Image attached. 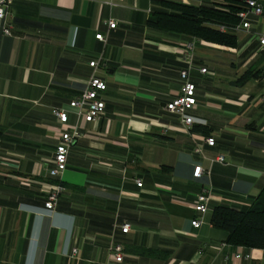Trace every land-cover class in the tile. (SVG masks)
Segmentation results:
<instances>
[{
  "label": "crops",
  "instance_id": "crops-1",
  "mask_svg": "<svg viewBox=\"0 0 264 264\" xmlns=\"http://www.w3.org/2000/svg\"><path fill=\"white\" fill-rule=\"evenodd\" d=\"M160 8V0H15L8 7L11 34L0 26V264H264V249L231 245L211 224L216 206L248 208L264 187V45L257 38L264 10L249 13L251 28L237 33V46L196 41L195 122L186 127L166 106L181 94L182 51L193 38L149 26ZM252 70L256 76L238 83ZM93 74L107 82L105 115L84 126L67 168L53 177L60 133L77 121L69 103ZM56 107L70 110L68 123H59ZM55 182L63 191L50 212ZM204 190L211 198L197 228L193 204ZM113 243L124 248L122 262L109 253Z\"/></svg>",
  "mask_w": 264,
  "mask_h": 264
},
{
  "label": "built area",
  "instance_id": "built-area-1",
  "mask_svg": "<svg viewBox=\"0 0 264 264\" xmlns=\"http://www.w3.org/2000/svg\"><path fill=\"white\" fill-rule=\"evenodd\" d=\"M15 0H0V26L3 32L7 35L11 34V26L9 25L8 7ZM263 1L264 0H249L244 9L239 12V17L241 19L240 23L233 27L220 26L222 31H231L234 33H239L242 29L251 28V22L248 20V15L250 12L255 14L263 13ZM117 26V21L112 19L109 22V28L114 29ZM96 38L101 41H106V36L102 33L96 34ZM261 45H264V32L257 35ZM197 39L193 38L187 43L186 47L182 51V60L187 64V67L180 71L181 77L184 84L181 89V94L168 102L166 108L168 111L177 114L181 121L190 127L194 124L195 118L189 113L197 104L196 98V85L190 81V71L193 67L194 59V46ZM90 65L92 67H97L99 65L98 61H91ZM200 71L202 73H207L206 67H201ZM107 90V82L93 74L92 77L87 82V87L79 95L75 96L69 103L74 115L76 116V124L73 129L65 130L60 133L59 142L56 147L54 156L51 159L52 167L50 169V174L53 177L60 176L67 168L68 156L70 149L76 142V140L83 136L82 129L87 123H98L102 117L105 115L106 103L103 97V93ZM53 113L59 123L66 124L70 120V110L66 108L56 107ZM205 142L208 145H214L215 139L213 136L205 137ZM201 147L198 146L197 151H200ZM219 161H224V157L220 155L218 157ZM204 169L201 165H198L194 169V175L200 176ZM137 185L142 186L141 180H137ZM63 191V186L60 182L49 183V188L47 190L48 196L45 203L48 211L53 212L59 202L60 196ZM211 198V193L209 190H204L203 192L196 195L195 203L193 204L196 211L200 213V216L192 220V225L195 227H200L203 224V215L208 210V203ZM124 233L131 230V225L129 223H124L121 227ZM109 253L114 257L116 262H122L124 260V248L121 244L113 243L108 248ZM74 254H78V248H73ZM251 254L236 253L234 258L243 259L250 258Z\"/></svg>",
  "mask_w": 264,
  "mask_h": 264
},
{
  "label": "trees",
  "instance_id": "trees-1",
  "mask_svg": "<svg viewBox=\"0 0 264 264\" xmlns=\"http://www.w3.org/2000/svg\"><path fill=\"white\" fill-rule=\"evenodd\" d=\"M248 1L222 0L210 5H193L178 0H160L162 8L152 14L148 25L197 40L234 47L238 44L237 33L222 31L219 27L230 28L238 25L241 21L239 12ZM256 75L254 70L246 71L238 79V83H244L250 76ZM203 128L205 127L195 126L193 130ZM211 224L227 233L226 242L231 245L264 249V187L248 208L216 206L211 216Z\"/></svg>",
  "mask_w": 264,
  "mask_h": 264
}]
</instances>
